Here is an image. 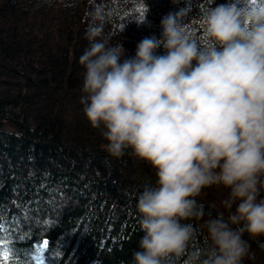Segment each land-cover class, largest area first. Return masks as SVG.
Segmentation results:
<instances>
[{"label":"clouds","instance_id":"1","mask_svg":"<svg viewBox=\"0 0 264 264\" xmlns=\"http://www.w3.org/2000/svg\"><path fill=\"white\" fill-rule=\"evenodd\" d=\"M172 2L160 37L132 57L86 31L83 114L110 156L130 149L154 170L137 196L142 236L127 264H244L264 236V0H208L196 34L191 0ZM211 186L228 190V215L205 220L206 241L189 252L197 232L185 221L204 217L196 197Z\"/></svg>","mask_w":264,"mask_h":264},{"label":"trees","instance_id":"2","mask_svg":"<svg viewBox=\"0 0 264 264\" xmlns=\"http://www.w3.org/2000/svg\"><path fill=\"white\" fill-rule=\"evenodd\" d=\"M191 2L196 34L208 2ZM176 7L172 0H0V264H37L45 241L41 264H127L142 236L137 196L155 174L130 149L119 159L105 150L101 130L83 114L79 57L89 29L134 56L143 38L160 37L162 17ZM227 194L211 186L196 197L205 215L185 221L197 232L189 252L205 243V220L227 217ZM250 244L254 258L244 264H264V236Z\"/></svg>","mask_w":264,"mask_h":264},{"label":"rangeland","instance_id":"3","mask_svg":"<svg viewBox=\"0 0 264 264\" xmlns=\"http://www.w3.org/2000/svg\"><path fill=\"white\" fill-rule=\"evenodd\" d=\"M215 1H219V0H215ZM43 249H44V246L38 248L37 252L33 256V259L37 264H41L43 262Z\"/></svg>","mask_w":264,"mask_h":264},{"label":"snow or ice","instance_id":"4","mask_svg":"<svg viewBox=\"0 0 264 264\" xmlns=\"http://www.w3.org/2000/svg\"><path fill=\"white\" fill-rule=\"evenodd\" d=\"M44 246L47 247V241H45ZM4 259L7 260V256H5Z\"/></svg>","mask_w":264,"mask_h":264}]
</instances>
